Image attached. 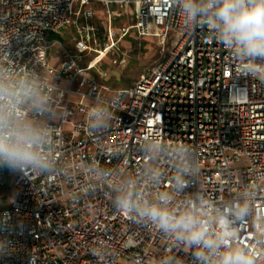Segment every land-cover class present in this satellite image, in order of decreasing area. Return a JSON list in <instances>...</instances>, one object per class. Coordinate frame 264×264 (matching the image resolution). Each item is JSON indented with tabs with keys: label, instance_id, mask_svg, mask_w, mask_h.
I'll return each mask as SVG.
<instances>
[{
	"label": "built area",
	"instance_id": "2783aa9c",
	"mask_svg": "<svg viewBox=\"0 0 264 264\" xmlns=\"http://www.w3.org/2000/svg\"><path fill=\"white\" fill-rule=\"evenodd\" d=\"M65 30L74 54L58 40ZM132 31L165 59L109 89L89 71ZM0 58L57 85L47 121L59 130L48 170L0 168L12 197L0 208V264H198L183 241L118 209V194L138 206L164 196L177 213L204 205L210 234L225 219L224 243L264 264V80L210 24L186 22L175 0H0Z\"/></svg>",
	"mask_w": 264,
	"mask_h": 264
},
{
	"label": "clouds",
	"instance_id": "9594fccd",
	"mask_svg": "<svg viewBox=\"0 0 264 264\" xmlns=\"http://www.w3.org/2000/svg\"><path fill=\"white\" fill-rule=\"evenodd\" d=\"M186 22L201 20L211 25L214 38L231 50L247 75L264 80V0H175ZM57 85L24 66L23 73L12 60L0 58V168L10 171L48 170L51 161L45 146L58 136L47 118L54 114L53 93ZM87 116L99 119L95 107ZM119 191V190H118ZM157 204L138 206L127 194H118L115 203L124 212L135 211L162 232L194 250L198 264H255L243 248L226 245L232 239L225 219L217 217L220 234H210L206 206L190 204L181 212L169 209L167 198ZM247 207L236 214L247 215ZM162 264H171L166 259Z\"/></svg>",
	"mask_w": 264,
	"mask_h": 264
},
{
	"label": "rangeland",
	"instance_id": "374dc122",
	"mask_svg": "<svg viewBox=\"0 0 264 264\" xmlns=\"http://www.w3.org/2000/svg\"><path fill=\"white\" fill-rule=\"evenodd\" d=\"M121 23H116L119 26ZM106 23L100 21L101 33L98 35L100 42H103ZM63 36H58L61 45L74 52L73 41L70 40L67 31H63ZM50 38V36H49ZM167 43V51L170 48ZM121 51L111 54L109 51L93 64L89 74L98 82L106 85L109 89L127 87L143 77L150 67L165 59L166 53L161 52L153 38H137L134 31L128 34L120 44ZM55 48L53 49L54 52ZM52 54V51H51ZM74 54V53H73ZM50 57V53H49ZM93 54L82 58V65H86L91 60ZM121 60V61H120ZM105 73V75H102ZM11 185L8 184L0 189V208H7L11 202Z\"/></svg>",
	"mask_w": 264,
	"mask_h": 264
},
{
	"label": "bare ground",
	"instance_id": "6f19581e",
	"mask_svg": "<svg viewBox=\"0 0 264 264\" xmlns=\"http://www.w3.org/2000/svg\"><path fill=\"white\" fill-rule=\"evenodd\" d=\"M95 62H96V61H95ZM95 62H94V63H95Z\"/></svg>",
	"mask_w": 264,
	"mask_h": 264
}]
</instances>
